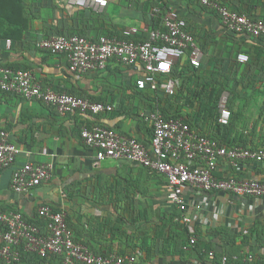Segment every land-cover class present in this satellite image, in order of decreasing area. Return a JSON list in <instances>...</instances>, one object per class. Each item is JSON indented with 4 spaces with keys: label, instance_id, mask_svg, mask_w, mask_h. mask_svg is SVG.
Returning <instances> with one entry per match:
<instances>
[{
    "label": "crops",
    "instance_id": "0c3cea01",
    "mask_svg": "<svg viewBox=\"0 0 264 264\" xmlns=\"http://www.w3.org/2000/svg\"><path fill=\"white\" fill-rule=\"evenodd\" d=\"M218 1L264 21V0ZM157 2L186 21L203 56L197 68L190 66L188 54L182 56L169 75L157 78L159 87L154 91L136 89L140 63L130 67L112 59L103 71L71 73L66 55L37 47L57 35L95 41L100 36L123 38L132 30L131 41L145 42L150 31L163 30L162 15L158 14V25L153 15L159 9ZM23 7L29 26L23 34L0 41V66L28 70L44 89L110 105L112 110L61 116L37 100L0 90V129L19 150L15 164L0 170V211L21 213L45 234L46 224L37 210L50 206L65 214L75 241L93 253L132 255L140 264H221L222 257L226 264H264L263 198L196 195L188 190V208L182 214L167 202L164 177L125 159L97 164L94 150L79 137L85 126H103L148 148L152 131L147 118L158 105L162 115L188 120L195 133L217 138L225 146L230 141L264 148V39L226 30L218 16L197 0H108L102 10L78 8L67 0H23ZM240 54L248 62H239ZM169 79L175 83L173 95L162 88ZM218 89L231 110L227 133L218 130L207 103ZM28 162L50 165V179L16 193L11 189L12 173ZM217 175L264 182V162L246 160L233 166L220 160ZM182 215L190 222H183ZM190 238L195 240L192 247L187 245ZM17 264L63 262L59 257L40 260L25 253Z\"/></svg>",
    "mask_w": 264,
    "mask_h": 264
},
{
    "label": "built area",
    "instance_id": "2783aa9c",
    "mask_svg": "<svg viewBox=\"0 0 264 264\" xmlns=\"http://www.w3.org/2000/svg\"><path fill=\"white\" fill-rule=\"evenodd\" d=\"M213 11L226 30L253 38H264V21L250 18L228 9L218 0H197ZM78 8L104 9L108 0H67ZM154 13H160L155 9ZM163 30H152L148 39L135 43L128 37L135 30L125 31L123 38L100 36L95 41L78 35H57L37 44L41 50L52 55L64 54L68 59L71 73L103 71L107 63L114 59L125 66L140 63L142 75L135 79L138 91L156 90L157 78L170 74L172 66L185 54L189 56L192 68L200 65L202 50L186 21L173 9L162 14ZM239 62H248L246 55H237ZM167 65V67H162ZM162 88L168 95L175 93L173 80H166ZM0 90L18 95L26 100H37L53 107L61 115L74 113H109L110 105L92 102L67 93H56L42 88L28 70H12L0 66ZM218 122L229 124L231 111L226 97L218 102ZM151 122V141L147 148L133 137L122 135L112 128L103 126L83 127L79 137L81 142L94 150L96 163L107 159H125L143 167L151 173L164 177L168 191L166 199L173 210L182 214L187 211V191L202 195L227 193L236 197L264 199V182L238 177L220 178L217 175L218 161L237 165L240 161L264 162V148L227 147L216 140L195 133L183 119H165L159 111L147 118ZM19 154L18 148L8 139L4 129H0V170L12 167ZM50 165L28 162L16 167L12 173L11 189L24 193L40 186L50 179ZM37 217L46 224L47 232L29 223L19 212L0 211V260L5 264H16L21 252L36 254L41 259L59 257L63 264H140L135 256L110 253L99 255L75 241L73 233L62 211L50 206H41ZM182 220L190 219L182 215ZM195 243L190 238L189 247ZM212 260L214 254L209 253ZM226 264V257L221 259Z\"/></svg>",
    "mask_w": 264,
    "mask_h": 264
},
{
    "label": "trees",
    "instance_id": "16d2710c",
    "mask_svg": "<svg viewBox=\"0 0 264 264\" xmlns=\"http://www.w3.org/2000/svg\"><path fill=\"white\" fill-rule=\"evenodd\" d=\"M155 6H158V8L160 10V13L159 14L162 15L165 10H163L161 8H164V7L163 6L161 7V4L159 2H157ZM153 15L156 18H158V19H155V22L158 25V20H160V18L158 17V13H153ZM28 23H29V21H28V18L26 16V11H25V8L23 7V0H0V41L1 40H5L7 38H13V37H16L17 35L23 34V32L25 30H27V28L29 26ZM70 35H74V34H70ZM261 39H264V38H261ZM205 88H206V85H205ZM3 93H6V92H3ZM220 97H221V89H218L217 94L214 97V99H212V98L210 99L209 98L207 100L208 101L207 103L210 104V107H209L210 108L209 109L210 110V113L211 114H214L213 115V122L215 123L216 127L218 128V130H221V131H224V133H227L230 130V124L227 125V126H223V125H221L218 122L219 113H218V107H217V105H218V102L220 100ZM204 101H206V100L203 99L202 102H204ZM201 110H203V108ZM154 111H159L158 105H156L154 107L153 112ZM159 113H160V111H159ZM162 116L165 119H183V118H179V117H168V116H166L164 114ZM183 120H184L185 123H187L190 126L191 129H193L192 126H191V124H190V122H188V120H185V119H183ZM203 136H205V135H203ZM213 139L216 140L221 145H224L225 144V143L223 144V142L220 141V140H218L217 138H213ZM226 146L227 147H235V146H240V145H233L232 142L228 141V142H226ZM243 147L246 148L245 146H243ZM188 244H189V241H188L187 245ZM22 254H25V253L24 252H21V255ZM30 254H32V253H30ZM34 255H36V254H34ZM38 259H40V260H46V259H41L39 257H38Z\"/></svg>",
    "mask_w": 264,
    "mask_h": 264
},
{
    "label": "snow or ice",
    "instance_id": "6c2138e0",
    "mask_svg": "<svg viewBox=\"0 0 264 264\" xmlns=\"http://www.w3.org/2000/svg\"><path fill=\"white\" fill-rule=\"evenodd\" d=\"M162 67H167V65H162Z\"/></svg>",
    "mask_w": 264,
    "mask_h": 264
}]
</instances>
